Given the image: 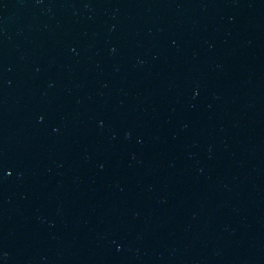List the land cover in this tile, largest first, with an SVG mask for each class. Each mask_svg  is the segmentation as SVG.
<instances>
[{"label": "water", "instance_id": "1", "mask_svg": "<svg viewBox=\"0 0 264 264\" xmlns=\"http://www.w3.org/2000/svg\"><path fill=\"white\" fill-rule=\"evenodd\" d=\"M0 264H264V0H0Z\"/></svg>", "mask_w": 264, "mask_h": 264}]
</instances>
